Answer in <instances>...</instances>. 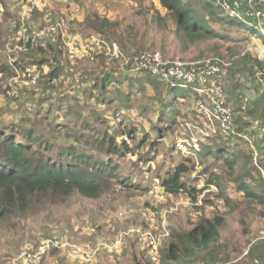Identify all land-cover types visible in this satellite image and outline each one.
Masks as SVG:
<instances>
[{
    "label": "rangeland",
    "instance_id": "374dc122",
    "mask_svg": "<svg viewBox=\"0 0 264 264\" xmlns=\"http://www.w3.org/2000/svg\"><path fill=\"white\" fill-rule=\"evenodd\" d=\"M185 1L209 18L210 25L223 38L191 43L176 33L163 9L168 32L158 30L143 35L140 27L145 25L138 24L135 38L139 39L125 41L126 37L132 38L128 36L130 30L137 28L141 17L127 0H0V125L19 124L21 117L33 113L34 101L39 98L53 99L64 89L74 91L105 75L122 81L108 84L104 96L94 98L89 108L95 119L90 121L88 131L79 127V119L60 132L34 127L54 143H72V137L63 134L77 130L92 139L93 148L85 142L77 146L98 160L108 158L117 165L109 188L96 199L76 192L67 196L46 192L26 195L23 203L16 197L11 202L0 201V264H160L161 251L171 243V232L189 231L201 218H219L221 224L217 241L204 251L200 262L264 264V173L254 183L253 192L259 199L246 197L236 189L242 163L256 175L255 164L264 167L260 153L254 161L249 142L235 139V143L239 141L235 149L243 151L244 157L232 171L224 164L223 156L216 159L212 155H194L192 148L185 145L186 134L201 136L185 126L189 117L196 115L191 96L177 100V108L184 116L175 123H161L157 121V107L164 98L163 88L127 85V76H122L124 59L109 61L102 54L95 58L81 55L76 40L70 42L76 32L85 33L83 39L92 44L93 37H101L86 24L90 16L98 15L115 23L111 40L117 41L127 56L159 51L166 60L205 64L228 63L248 52L264 59L262 39L211 18L203 4L213 0ZM82 13L83 20L79 21ZM50 26L56 29L51 31ZM42 57L49 60L39 67L37 59ZM53 66L59 67L60 78L47 83L45 76ZM10 89L16 95H8ZM103 119L107 120L105 126L98 121ZM115 131L119 133L117 137ZM104 132L107 137L103 141ZM110 136L118 143L125 140L134 150L124 155L106 153ZM252 138L257 148L260 140ZM214 140L203 138L199 146ZM180 163L188 169L181 182L187 189L200 190L196 199L184 191L169 192L162 185ZM211 177H219L227 202ZM115 243L117 248L112 247ZM73 246L88 251L93 258L74 255Z\"/></svg>",
    "mask_w": 264,
    "mask_h": 264
},
{
    "label": "trees",
    "instance_id": "16d2710c",
    "mask_svg": "<svg viewBox=\"0 0 264 264\" xmlns=\"http://www.w3.org/2000/svg\"><path fill=\"white\" fill-rule=\"evenodd\" d=\"M159 3L170 16L176 33L187 41L195 43L207 39L223 38L210 25L211 20L198 12L191 2L159 0ZM203 7L209 12L211 18L219 23L244 30L252 37L264 41V35L250 20L230 18L222 14L214 2H204ZM86 24L102 38L107 40L114 38L115 23L108 19L93 15L87 19ZM48 60L44 57L39 58L37 64L41 67L47 64ZM228 63L222 68L221 82L224 89V102L233 112L234 133L206 138L215 140L208 144H201L199 150L194 151V154L212 155L216 159L223 156L224 164L232 171L238 167L240 159L244 157L243 151L235 149L239 143V141L235 143V139L247 140L244 138L246 136L252 141V137L255 136L260 140V144L256 148L251 147L253 141L252 144L249 143L251 157L253 159V150H256L260 153L259 157L264 159L262 132L264 128V91L257 77L258 72L264 73V59H259L246 52L237 55L236 59ZM59 75V67H51L45 76L46 82L49 83L57 79ZM122 76H127L125 81L127 85L138 84L143 89L148 84L157 89H164L162 94L165 99L160 100L157 107L159 112L157 121L161 123H175L179 116H184L177 108L178 99L191 96L193 98L192 110L195 112L193 103L199 96L192 86L171 85L170 82L162 81L149 73L127 74L125 72V75ZM113 81L122 82L118 77H113L110 74L102 76L96 81L86 82L87 85L77 87L74 91L57 94L53 99L46 97L42 101L39 98L34 101L33 105H36V108L32 111L33 113L21 117L19 124L12 122L0 125V201L2 203L5 200L11 202L15 197L19 199L20 203H23L26 195L46 192H58L66 196L76 192L84 198L96 199L109 188L110 181L113 180L110 178L115 176L117 165H112L111 159L108 158L98 160L84 151L82 147L77 146V144L85 142L93 148L95 142L92 139H86V135L82 132L77 133V130L73 134L69 132L63 134V136L72 137V143H54L34 127L40 126L50 132L56 130L60 132L79 119L81 120L79 127L88 131L91 127L90 121L95 119L89 107L95 97L104 96L107 85ZM93 92H96L94 96L91 95ZM119 97L121 99L122 94ZM43 102H47L46 105H43ZM106 118L111 119L110 117ZM189 118V120H194L193 118L197 117L194 114ZM98 121L104 126L107 122L106 119ZM26 124H30L31 127H25ZM126 134L133 138L130 130H126ZM118 135L119 133L116 132L115 137ZM103 137L104 141L107 137L105 132ZM115 137H109L106 153L124 155L134 150L125 140L116 142ZM240 169H243V172L236 179V189L246 197L259 199V195L253 192L254 183H256V178H263L261 169L264 171V167L258 163L255 164L257 175L253 174L245 163L240 165ZM187 170L183 163L178 164L162 181V185L169 192L184 191L192 199H196L200 190L187 189L181 182V176ZM211 178L214 179L211 180L212 183L217 184L222 191V198L227 202L228 198L217 180L219 177ZM220 224L219 218L213 220L201 218L189 231H172L170 234L171 243L161 251L160 264L205 263L200 262L199 258L213 242L217 241Z\"/></svg>",
    "mask_w": 264,
    "mask_h": 264
},
{
    "label": "built area",
    "instance_id": "2783aa9c",
    "mask_svg": "<svg viewBox=\"0 0 264 264\" xmlns=\"http://www.w3.org/2000/svg\"><path fill=\"white\" fill-rule=\"evenodd\" d=\"M214 4L222 14L230 18L250 20L255 24L259 32L264 35V0H214ZM48 29L54 31L56 26H50ZM93 41L96 46L95 49H92L93 52L97 51L109 61L124 59L123 69L127 73H149L162 81L170 82L171 85L179 84L193 87L199 96L193 103L197 118L185 122V126L189 131L195 130L196 134L201 135L196 136L192 132L191 135L190 133L187 135L185 145L192 148L193 154L194 151L199 150L201 139L216 135H232L234 133L233 112L224 102V89L221 82L222 68L229 63L209 61L205 64L187 63L179 59L171 61L164 59L159 51L152 53L137 52L127 56L123 54L118 43L113 40L93 37ZM257 77L264 91V73L258 72ZM7 94L10 96L16 95V92L10 89ZM262 132L264 137V128ZM244 138L252 144V141L246 136ZM251 147L253 146L251 145ZM253 156L254 161H256L258 156L256 150H253ZM263 173L264 171L261 169V174ZM112 247L117 248V243ZM72 253L74 255L82 254L87 257L92 256L93 258V254L77 246L72 247Z\"/></svg>",
    "mask_w": 264,
    "mask_h": 264
},
{
    "label": "crops",
    "instance_id": "0c3cea01",
    "mask_svg": "<svg viewBox=\"0 0 264 264\" xmlns=\"http://www.w3.org/2000/svg\"><path fill=\"white\" fill-rule=\"evenodd\" d=\"M127 4H130V6H132L133 8H136L137 10L135 11V13L137 15H141V17L139 20L137 19V28L135 29V27H133L132 30H130V34L128 36L131 35L132 38L126 37L125 41H127V40L128 41H134L136 39H139V38H135V36H137L138 24H144L145 25V26L140 27L141 28L140 32L143 33V35H145V33H148L150 31H158V30L161 32H163V31L168 32V30H165L166 29V27H165L166 20L163 19V15H164L163 12L165 9L162 8V6L159 3V0H127ZM83 17H84V13H82L81 16L78 17V20L79 21L83 20ZM84 35H85V33L76 32V33H74V35L72 37L73 39H71L70 42H72V40L73 41L76 40L75 45H77L78 50H79L81 55L85 54L87 56H91V58L100 57V54L97 53V51L96 52L92 51V49L96 48L95 44L94 43L92 44V42H90L88 39L87 40L83 39ZM115 42H117V41H115ZM118 45L120 46L119 43H118ZM76 52H77V50H76ZM59 78L60 77H58L57 79H59ZM63 91L70 92V91H72V89L71 88H69L68 90L64 89Z\"/></svg>",
    "mask_w": 264,
    "mask_h": 264
}]
</instances>
